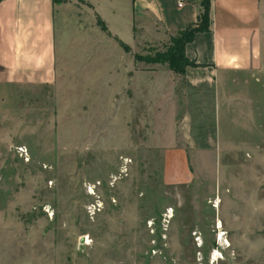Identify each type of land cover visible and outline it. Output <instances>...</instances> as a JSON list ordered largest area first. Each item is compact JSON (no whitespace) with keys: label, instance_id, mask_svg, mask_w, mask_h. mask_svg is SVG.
<instances>
[{"label":"rangeland","instance_id":"obj_1","mask_svg":"<svg viewBox=\"0 0 264 264\" xmlns=\"http://www.w3.org/2000/svg\"><path fill=\"white\" fill-rule=\"evenodd\" d=\"M242 91L251 99L248 121L235 127L230 114L220 141L247 147L193 165L190 182L172 184L146 107L122 130L120 117L101 125L96 111L58 108L49 88L6 89L0 264H264V82Z\"/></svg>","mask_w":264,"mask_h":264},{"label":"crops","instance_id":"obj_2","mask_svg":"<svg viewBox=\"0 0 264 264\" xmlns=\"http://www.w3.org/2000/svg\"><path fill=\"white\" fill-rule=\"evenodd\" d=\"M206 1L207 31L183 48L195 66L175 74L132 54L194 26L202 0L181 8L174 0H0V99L12 86L49 88L58 108L96 111L101 125L120 117L122 130L146 107L151 139L170 164L168 182L186 184L193 165L200 170L247 147L221 142L220 126L230 125V114L235 127L248 121L251 99L242 86L264 82V0Z\"/></svg>","mask_w":264,"mask_h":264},{"label":"trees","instance_id":"obj_3","mask_svg":"<svg viewBox=\"0 0 264 264\" xmlns=\"http://www.w3.org/2000/svg\"><path fill=\"white\" fill-rule=\"evenodd\" d=\"M202 12L198 17V22L192 26L180 31L174 37L170 38L172 47L168 49L166 53H155L151 57H141L132 55V58L136 62H143L145 64H159L165 63L168 68L175 74H182L184 68L187 66H195V64L184 57L183 48L184 45L190 42L193 36L199 32H206L208 28V3L206 0L201 2ZM98 25L101 30H105L102 23L98 21ZM124 52H129V48L118 42Z\"/></svg>","mask_w":264,"mask_h":264},{"label":"built area","instance_id":"obj_4","mask_svg":"<svg viewBox=\"0 0 264 264\" xmlns=\"http://www.w3.org/2000/svg\"><path fill=\"white\" fill-rule=\"evenodd\" d=\"M175 1V5L177 8H181L184 3L188 0H174ZM17 154L19 156H23L26 157L27 153H26V149L23 146H19L16 148Z\"/></svg>","mask_w":264,"mask_h":264}]
</instances>
